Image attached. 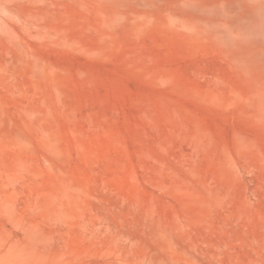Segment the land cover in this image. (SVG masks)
Masks as SVG:
<instances>
[{"label":"rangeland","instance_id":"obj_1","mask_svg":"<svg viewBox=\"0 0 264 264\" xmlns=\"http://www.w3.org/2000/svg\"><path fill=\"white\" fill-rule=\"evenodd\" d=\"M261 7L0 0V264H264Z\"/></svg>","mask_w":264,"mask_h":264},{"label":"bare ground","instance_id":"obj_2","mask_svg":"<svg viewBox=\"0 0 264 264\" xmlns=\"http://www.w3.org/2000/svg\"><path fill=\"white\" fill-rule=\"evenodd\" d=\"M225 13L223 12V14H225ZM229 16H227V17H229ZM251 18H256V21L254 24H256L258 22V18H260L261 24H264V9L261 7L258 10H256L254 12V14L249 15L248 17H245V18H231L230 20L228 19V21L225 22V24L223 25L224 32L228 33L232 29H236L237 31L240 30L243 33L253 32L254 30L253 29L251 30V24L250 23H251V20H254V19H251ZM220 20H221V18H220ZM216 27H217V25H216Z\"/></svg>","mask_w":264,"mask_h":264}]
</instances>
